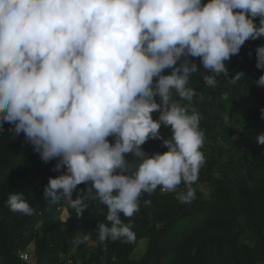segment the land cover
Instances as JSON below:
<instances>
[{"label": "clouds", "instance_id": "obj_1", "mask_svg": "<svg viewBox=\"0 0 264 264\" xmlns=\"http://www.w3.org/2000/svg\"><path fill=\"white\" fill-rule=\"evenodd\" d=\"M260 38L264 0H0V129L13 125L10 132L23 133L43 162L57 160L53 171L63 174L49 177V203L64 198L80 216L85 200L98 201L107 209L99 241L133 242L121 214L132 217L142 193L183 182L177 199L196 198L202 116L170 102L174 94L189 102L198 95L188 86L201 73L192 58H200L206 86L216 87L221 74L236 85L243 73L229 78L227 62ZM255 54L264 71V43ZM255 83L264 87V75ZM162 125L171 127L170 139L160 135ZM149 139L169 150L150 155L142 147ZM256 142L264 145V134ZM81 184L88 186L73 200ZM5 204L34 214L23 192H11Z\"/></svg>", "mask_w": 264, "mask_h": 264}, {"label": "trees", "instance_id": "obj_2", "mask_svg": "<svg viewBox=\"0 0 264 264\" xmlns=\"http://www.w3.org/2000/svg\"><path fill=\"white\" fill-rule=\"evenodd\" d=\"M259 20L255 19L258 26ZM262 43L264 38L249 39L227 62L229 78L243 73L232 86L222 74L216 87L206 86L200 58H192L201 73H193L188 86L198 95L189 102L174 94L170 102L188 105L202 116L205 161L192 185L196 198L190 203L177 199L176 194L185 190L183 182L175 191L158 188L152 195L142 193L139 210L130 218L121 214L122 222L136 234L133 242L99 241L98 228L106 222L107 209L98 201L85 200L89 206L80 216L64 198L49 203L44 197L49 177L63 174L53 171L57 160L43 162L24 134L16 137L10 132L14 126L4 123L0 129V264H23L17 252L31 245L40 264H68L69 260L72 264H264V145L256 142L264 134L260 118L264 87L255 83L264 75L256 68L255 54ZM225 91L227 100L222 99ZM152 115L158 120L160 113ZM160 135L170 139L171 127L162 125ZM142 147L150 155L169 150L162 140L149 139ZM87 186L78 185L73 200ZM13 191L24 193L33 215L6 207ZM144 200H150V205ZM143 241L148 244L146 253L133 260Z\"/></svg>", "mask_w": 264, "mask_h": 264}, {"label": "built area", "instance_id": "obj_3", "mask_svg": "<svg viewBox=\"0 0 264 264\" xmlns=\"http://www.w3.org/2000/svg\"><path fill=\"white\" fill-rule=\"evenodd\" d=\"M17 256L23 264H40L39 259L35 255V253H30L28 250H19L17 252ZM68 264H72V261L69 260Z\"/></svg>", "mask_w": 264, "mask_h": 264}, {"label": "rangeland", "instance_id": "obj_4", "mask_svg": "<svg viewBox=\"0 0 264 264\" xmlns=\"http://www.w3.org/2000/svg\"><path fill=\"white\" fill-rule=\"evenodd\" d=\"M157 192H160V191H157ZM147 248H148V244L145 241L141 242L139 248L133 253L132 259L138 260L141 257H143L147 251ZM27 250L30 253H35V246L31 245V246H29V248Z\"/></svg>", "mask_w": 264, "mask_h": 264}]
</instances>
